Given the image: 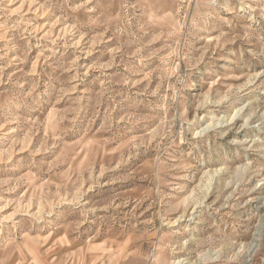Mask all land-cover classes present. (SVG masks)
<instances>
[{
    "label": "rangeland",
    "instance_id": "rangeland-1",
    "mask_svg": "<svg viewBox=\"0 0 264 264\" xmlns=\"http://www.w3.org/2000/svg\"><path fill=\"white\" fill-rule=\"evenodd\" d=\"M0 264H264V0H0Z\"/></svg>",
    "mask_w": 264,
    "mask_h": 264
}]
</instances>
